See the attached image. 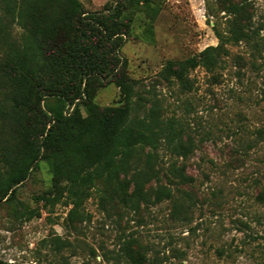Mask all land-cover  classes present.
Returning a JSON list of instances; mask_svg holds the SVG:
<instances>
[{
  "label": "rangeland",
  "instance_id": "374dc122",
  "mask_svg": "<svg viewBox=\"0 0 264 264\" xmlns=\"http://www.w3.org/2000/svg\"><path fill=\"white\" fill-rule=\"evenodd\" d=\"M81 1L99 11L117 0ZM249 2L258 33L226 44L213 70H191L189 87L162 68L218 43L214 26L224 30L230 16L220 0H141L119 49L133 86L132 115L171 122L191 144L185 159L161 145L158 177L146 186L189 191L188 217L173 215L166 198L137 208L103 203L96 187L70 215L67 192L52 200V168L41 158L0 201V264H264V0ZM94 100L124 104L114 82ZM172 161L185 163L189 182L171 180Z\"/></svg>",
  "mask_w": 264,
  "mask_h": 264
},
{
  "label": "trees",
  "instance_id": "16d2710c",
  "mask_svg": "<svg viewBox=\"0 0 264 264\" xmlns=\"http://www.w3.org/2000/svg\"><path fill=\"white\" fill-rule=\"evenodd\" d=\"M140 1L117 0L89 11L81 0H0V201L43 158L52 168V200L67 192L70 215L96 187L103 203L137 208L166 198L173 215L188 217L189 191L146 188L158 177L154 161L161 145L185 159L191 144L182 143L171 122L132 115L133 86L119 49ZM220 2L230 16L224 30L214 26L218 43L167 60L165 77L189 87L191 70H213L226 44L249 42L258 33L249 0ZM109 82L119 87L124 104L95 102L96 90ZM68 103L75 106L65 115ZM168 169L175 183L192 179L184 162L172 161ZM125 250L129 255L128 245Z\"/></svg>",
  "mask_w": 264,
  "mask_h": 264
}]
</instances>
